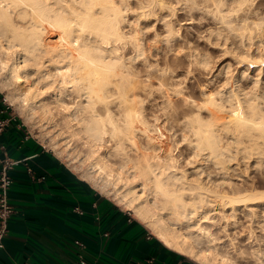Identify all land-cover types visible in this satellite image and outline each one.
<instances>
[{
  "label": "bare ground",
  "instance_id": "bare-ground-1",
  "mask_svg": "<svg viewBox=\"0 0 264 264\" xmlns=\"http://www.w3.org/2000/svg\"><path fill=\"white\" fill-rule=\"evenodd\" d=\"M249 1L199 0L195 4L213 13L220 24L244 27L264 22V15L244 13L257 6ZM165 4L166 0H0V89L8 88L7 103L28 104L31 113L40 118L55 116L54 110L60 113L66 136L81 138L84 133L93 170L82 173V178L89 180L96 173L97 189L108 191L111 186L114 198L133 211L165 246L200 264H264V91L253 95L244 88H232L216 100L204 90L207 95L201 101L182 98L191 109L184 122L186 133L193 137L189 143L194 156L212 155L214 164L221 163V173L231 168L227 161L234 160L237 166L239 182L226 184L222 178L221 191L210 197L206 191L212 189L197 176L189 180L191 174L179 170L176 156L158 143L156 138L164 137L165 132L158 128L156 136L150 133V126L135 108L138 90L151 91L166 80L164 69L142 57L138 35L141 21L164 17ZM127 12L133 13L131 36L124 30ZM238 61L256 68L251 51ZM112 100L123 105L122 123H116L110 113ZM201 110L208 112L207 120L200 117ZM135 118H139L138 125ZM137 131L145 138L143 145L135 138ZM105 133L114 137V146L102 153L97 141ZM67 142L57 140L52 146L58 150ZM125 142L133 147L135 158L127 155ZM109 157L119 158L116 167ZM196 166L193 169L199 174ZM217 206L230 250L216 246V238L203 224L213 221L209 212Z\"/></svg>",
  "mask_w": 264,
  "mask_h": 264
},
{
  "label": "rangeland",
  "instance_id": "rangeland-1",
  "mask_svg": "<svg viewBox=\"0 0 264 264\" xmlns=\"http://www.w3.org/2000/svg\"><path fill=\"white\" fill-rule=\"evenodd\" d=\"M195 2L197 3L199 2V0H187V1L166 0L167 4L165 5L167 7L163 9L165 15L162 19L153 20L152 19L154 17L153 16L149 18V20L143 22L141 21L139 25L140 30L138 32V35L140 36L143 46L142 57L145 56L144 58H146L147 61L149 60L148 62L152 64L154 63V65H156L157 67H161L162 69H164L166 80L161 84L162 86L161 85L157 86V84H155L154 88L151 91L148 88L144 90H138L137 91L138 95L139 94L140 95L138 96V101L135 104V108L137 109V112H140L138 114L139 118L145 121L146 124H148V126H150L149 127L150 133L155 134L154 131L158 128L159 129L161 128L160 130L165 132L166 135L164 134L165 135L164 137L156 138L157 141L159 140L158 143L165 144V147H167L170 153L173 156H176L178 167H180L179 170H185L186 174L189 173L187 174V176L191 174L188 178L189 180H192V178L195 179L197 176L198 179L202 180V183H204L206 188H208L209 190L212 189V191H206L208 192L207 196L210 197L209 195L213 194V192L221 191L220 190L221 182L223 179L226 178L225 180H223V182H226V184L229 183L234 185L239 182L236 179L238 177V175L236 174L237 168H235L234 170V167L237 166H234L236 165L234 164L235 163L234 160L227 161V164L229 165V167L231 166V168H229L227 172L221 173V163L214 164V157L212 155L208 156V153H206V154H200L194 156L193 149L191 148L192 145L189 143V141L193 140V137L192 136L190 137V135L186 133V127L184 122L185 118L188 117L191 109L187 107V105L182 101V98L187 97L193 100L196 99L195 101L198 102L201 101V99H203L210 92L211 94L214 95L215 99L217 100V98L219 99L223 91H224L223 93H225L231 91L232 88L234 89L244 88L243 89L244 91L246 92L249 91L253 95L258 93L257 91L263 92L264 91V64H263L264 63L263 62L264 61V57H263L264 56V22L258 23L256 25L254 24L251 25V23H249L250 24L249 26L247 25L244 27L239 25L238 23H237L238 25L236 26L220 24L214 19L213 13L207 11L199 3L195 4ZM249 2L256 4L258 7L257 6H255V8L252 7L250 9L252 10L254 8V10L245 11L244 13H247L248 15L250 14L258 15V16L264 15V0H255V1L251 0ZM256 9L258 11H256ZM126 14H127L126 19L128 20L126 21L127 23H125L124 25V30L127 29L126 32L127 35L129 36L130 35L129 33L132 34L131 32L132 23H129V21L133 20L132 19L133 13L127 12ZM166 22H169V25H167ZM126 24L127 25L129 24L128 27L126 26ZM165 38L166 39L169 38V40H166ZM262 46L263 48H261ZM224 49L225 50L227 49V53ZM246 51H251V54H253V58L256 59L255 69L253 67L250 68L244 65L245 62L238 61L245 56ZM234 59L237 60V62ZM197 60L198 62H196ZM240 63L243 64L239 65ZM257 65L259 66L258 68ZM260 68H262V70H260ZM257 72L260 73L258 74ZM9 82L11 83V80ZM230 84L231 86H229ZM204 90L207 91L206 92L207 94L205 93ZM7 91L8 88L0 89V96L3 97L6 102L7 100L5 95ZM162 94L165 95H163L162 97ZM164 99L167 101H165ZM9 105L12 113L16 117H19L25 123L29 131L49 149L51 150L54 149L52 145L57 140L60 142V144L64 143L65 141H68L66 145L64 146L61 145V148H58V150L54 149L53 151L57 155H59L70 168H72L75 172H77L78 175L84 177L82 173H84L85 171L93 170L87 153L89 150L88 149L89 145L88 144L86 145L84 143L85 134L82 133L81 138H73V137L71 138L66 136L67 129L63 124V120L61 119L60 113L54 110L53 113L55 116L40 118L35 113L34 114L31 113L28 104L25 105L9 104ZM99 106L100 105L98 104L97 108H99ZM110 107H111L110 113L115 118V122L122 123L121 121L124 115L123 105L120 106V104H118L117 101L112 100V102H110ZM171 108L178 111V113L172 112L173 110ZM185 108L186 110L189 109L188 112L185 110L187 115L184 114ZM200 117L202 118V120H207L208 112L206 110H201ZM139 118L134 119L136 125H138L139 123ZM106 127L109 129V126ZM137 132L135 138L137 139L138 142H140L143 145L145 138H143L144 136L141 134L142 132L140 131ZM156 135L157 134H155L154 136ZM54 136L56 139L54 138ZM110 136L111 135L109 133H105L103 135V138L97 141L98 148H100L98 149L99 152L103 153L104 150L105 153L113 148L114 137L113 136L110 137ZM123 147L128 156L130 157L132 156V158H135V152L131 145L125 142L123 144ZM68 152H71V155H67ZM109 161L113 164L114 167H116L117 166L116 163L117 162L119 163V158L109 157ZM190 161L191 163H187ZM220 161H221V154H220ZM233 161L234 163H232ZM195 165H198L196 167H199L198 168V170L200 171V172L198 171L199 174H197V172L194 171L193 169ZM218 168H220V170ZM243 170L245 172H249L250 168L247 169L243 168ZM93 175H94L93 178L90 177L89 180L88 178L86 179L97 189V186L95 185L96 173H93ZM98 182L101 183L99 180ZM110 187L111 186L108 185L109 192L106 191L107 189L104 190L103 192L100 191L99 189L97 190L101 194L112 199L123 209L129 211L133 215V217L136 218L133 211H131L124 203L119 202L117 199L114 198L112 193H110L112 192V189H110ZM187 194H185V197L186 199H189L190 197L189 195L187 196ZM209 214H211L210 215L212 216L211 220L213 221L211 222L205 221L203 222V224L207 226L209 232H211L212 236L216 238L215 239L216 246L218 247L220 246L219 248L220 249L222 248L221 250H227V249L230 250L229 245L225 240V234H224L225 231H223V227H221L223 225L222 222L223 218L221 219L220 207L217 206L216 210L214 209L210 211ZM143 224L151 232L150 228L145 223ZM239 239H237V241ZM240 244L246 245V243H244L243 241H240Z\"/></svg>",
  "mask_w": 264,
  "mask_h": 264
},
{
  "label": "crops",
  "instance_id": "crops-1",
  "mask_svg": "<svg viewBox=\"0 0 264 264\" xmlns=\"http://www.w3.org/2000/svg\"><path fill=\"white\" fill-rule=\"evenodd\" d=\"M4 153L18 163L10 170L8 201L15 212L8 220L0 264H72L79 254L93 264H139L143 259L200 264L165 246L41 143L19 117L0 135V155ZM76 205L81 213L73 209Z\"/></svg>",
  "mask_w": 264,
  "mask_h": 264
},
{
  "label": "built area",
  "instance_id": "built-area-1",
  "mask_svg": "<svg viewBox=\"0 0 264 264\" xmlns=\"http://www.w3.org/2000/svg\"><path fill=\"white\" fill-rule=\"evenodd\" d=\"M2 106H0V135L6 130L9 122L14 118V114L10 110V105L1 97ZM18 163L17 159H14L7 154L0 155V249L4 246V239L8 234V220L15 212V208L8 201V190L12 185L13 179L10 174V170ZM30 172V168H27ZM73 209L81 213L79 206H74ZM75 243L81 247L84 244L75 240ZM21 264H31L29 261H23ZM72 264H93V262L87 260L82 254H79ZM139 264H152L151 259H143L139 261Z\"/></svg>",
  "mask_w": 264,
  "mask_h": 264
}]
</instances>
